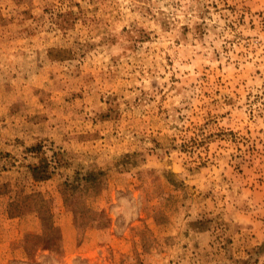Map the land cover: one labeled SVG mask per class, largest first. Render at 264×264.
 Masks as SVG:
<instances>
[{"label":"rangeland","instance_id":"1","mask_svg":"<svg viewBox=\"0 0 264 264\" xmlns=\"http://www.w3.org/2000/svg\"><path fill=\"white\" fill-rule=\"evenodd\" d=\"M0 264H264V0H0Z\"/></svg>","mask_w":264,"mask_h":264},{"label":"trees","instance_id":"2","mask_svg":"<svg viewBox=\"0 0 264 264\" xmlns=\"http://www.w3.org/2000/svg\"><path fill=\"white\" fill-rule=\"evenodd\" d=\"M79 176V175H78ZM92 177H93V174L92 173H89V174H86V175H84V176H82V177H80V182L81 181H85V183H86V186H88V184H90L89 182H87V181H92ZM17 216V214H11V216Z\"/></svg>","mask_w":264,"mask_h":264},{"label":"crops","instance_id":"3","mask_svg":"<svg viewBox=\"0 0 264 264\" xmlns=\"http://www.w3.org/2000/svg\"><path fill=\"white\" fill-rule=\"evenodd\" d=\"M11 219H14V218H10V220H11Z\"/></svg>","mask_w":264,"mask_h":264}]
</instances>
